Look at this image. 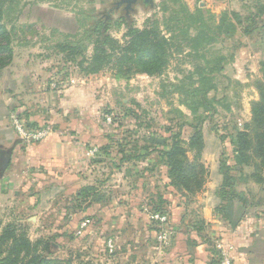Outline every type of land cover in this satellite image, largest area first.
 <instances>
[{"label":"rangeland","instance_id":"obj_1","mask_svg":"<svg viewBox=\"0 0 264 264\" xmlns=\"http://www.w3.org/2000/svg\"><path fill=\"white\" fill-rule=\"evenodd\" d=\"M121 1L14 0L4 6L0 24L10 33L12 58L2 69L9 67L12 75L17 73L31 111L41 120L33 124L48 126L63 144L68 143L69 150L73 146L79 154L73 166L54 174L32 168L28 187L19 189L16 209L0 210V233L4 215L16 238L30 243L26 256L20 251L18 262L24 257L27 264H126L127 247L141 227L145 233L154 231L150 224L157 228L151 215L178 202L186 205L180 196L188 194L181 192L180 177L169 174L165 157L175 141L185 150L176 156L178 169L182 161L203 168L191 179V187H196L199 181L194 178H202L196 194L207 192L209 180L219 179L221 184L223 174L230 177V187L236 191L238 187L248 191L249 183L263 178L264 168L257 159L244 165L236 154L237 132L250 129L251 106L259 95L255 77L245 73L247 82L244 72L230 71L234 57L242 64L250 55L253 38L243 35L241 27L225 37L215 30L214 39H219L212 45L213 54L232 57L209 83L214 88L205 95V104L203 99L197 104L187 96L191 84H201L197 69L209 68L197 58L200 52L188 57L184 47L174 51L160 75L135 73L126 78L108 70L86 75L77 66L81 57L71 62L55 45L81 31V21L88 26L105 20L108 33L121 43L127 28L141 30L154 18L168 35L162 21L181 5L189 13L197 7L208 10L215 24L225 13L256 22L264 0H180V5L169 1L166 11L159 8L161 0L149 5L137 0L129 9ZM211 2L213 8L220 6L219 14L211 12ZM207 59L213 60L211 54ZM208 65L214 68L215 62ZM189 73L193 82L185 79ZM14 108L6 105L1 115L8 116L7 122L10 115H16L26 124V109L17 114ZM197 130L202 148L189 145ZM83 188L89 190L78 196ZM134 212L147 217L136 228L132 227ZM158 235H154L156 240ZM1 248L2 264L8 250L4 244Z\"/></svg>","mask_w":264,"mask_h":264},{"label":"crops","instance_id":"obj_2","mask_svg":"<svg viewBox=\"0 0 264 264\" xmlns=\"http://www.w3.org/2000/svg\"><path fill=\"white\" fill-rule=\"evenodd\" d=\"M208 6H211L212 13L221 12L220 6L213 8L212 2ZM247 36L253 38L249 46L250 55L243 59L242 64L234 57L235 63H231L230 71L233 74L244 72V79L248 82L245 73L250 78L261 79V64L264 62V14L258 19L257 29ZM12 73L9 67L0 69V210L10 207V212L16 209L15 200L19 198L21 186L28 187L32 168L54 174L59 170L69 169L79 159L73 146L69 150L68 143L63 144L53 133L31 145L22 144L16 137L11 129L10 117L7 122L8 116L1 115V110L4 111L6 105L17 107L14 108L17 114L26 109L28 115L24 118L27 123L36 124L41 120L31 111L33 107L29 104V95L22 92L17 73ZM3 158H8L7 166H3ZM262 177L259 182L249 183V192L246 188L238 187L239 198L229 197L222 201L223 211L216 209L221 203L215 192L220 185L219 179L207 182L206 193L181 195L180 198H185L186 205L178 202L166 207L167 211L157 213L167 218L166 225H159L157 221L155 228L150 224L154 231L149 230L147 233L151 234L145 233L140 226L141 233L138 232L137 238L127 247L126 264H218L220 252L227 247L232 249V264H264V175ZM5 217L1 215V230L9 221ZM131 217L133 228L144 223L147 218L145 215L138 216L136 212ZM161 228L170 231L164 243H159L154 238Z\"/></svg>","mask_w":264,"mask_h":264},{"label":"trees","instance_id":"obj_3","mask_svg":"<svg viewBox=\"0 0 264 264\" xmlns=\"http://www.w3.org/2000/svg\"><path fill=\"white\" fill-rule=\"evenodd\" d=\"M13 1L0 0V22L3 17L5 4ZM169 1L181 4L180 0H161L159 8L163 9L162 11H166ZM179 9V11L173 12V16L170 15L162 21V24L165 26V32L168 35L161 32L159 29L160 21L154 18L147 21L145 27L141 30L134 27L127 28L121 43L108 33L109 26L105 20H96L95 23L93 22L88 26H85L86 23L81 21L79 23L83 27L82 30L74 35L64 36L62 42L57 43L55 48L58 52L66 54L67 59L71 62L76 61L75 58L77 56L81 57V60L77 62V66L80 72L86 75H93L108 70L115 76L126 78L135 73L160 75L167 66L169 58L174 54V51H182L184 47L188 49V52H185V55L188 57H197L195 55L200 52L197 58L203 60V63L209 68L197 69L198 81L201 84L199 86L191 84V90L187 92V96L197 104L203 99L205 104L207 101L205 95L214 88L209 83L223 71V62L228 61L232 57L228 58L213 54L212 45L219 39H214L215 30H218L217 35L221 33L225 37L229 36V32L233 34L237 30L236 26H238V28L241 27L243 35H250L257 29L258 20L255 22L254 19L247 20L246 18L242 21L237 13L234 16L225 13L221 15L215 24L213 16L208 15V10L204 11V9L197 7L193 13H189L182 5ZM258 12L260 14L257 18L264 14V7L261 6ZM81 14H85L86 18L91 17V13L89 12H81ZM247 22H250V26L247 24L244 26V23ZM251 26L253 27L251 28ZM9 35L10 33L0 24V69L7 66L12 58ZM176 47L179 49L176 50ZM208 54H211L212 61L207 59ZM214 62V68L208 65V63ZM185 79L193 82L191 73ZM256 82L259 95L258 100L253 102L251 106V126L247 132H237L236 154L242 164L249 165L251 158H255L259 161V166L264 168V62L261 64V79H258ZM26 124L33 127L36 126L33 123ZM189 145L191 147L198 146L202 148L201 136L198 130L190 137ZM184 153L185 150L181 147L180 141H175L168 152H166L165 157L171 167L169 170L171 177H180L179 180L183 187L181 192L192 196L196 194L197 190L195 189L201 187L202 178L201 176L200 178H194L199 181L194 185L196 187H191V179L197 175L198 168H203L199 165L196 167H191L190 164L184 165L182 161L183 167H179L178 169L176 167V156L183 155ZM177 165L179 166L178 163ZM223 166L225 171L229 170L226 165ZM256 166L255 169H259ZM256 179L260 181L259 178ZM231 181L227 174H223L222 183L217 188V195L221 200V203L216 207L218 211L224 210L222 201H226L229 197L239 198V193L230 187ZM87 190L89 188L81 189L78 196H81ZM158 207L162 210L164 209L160 206ZM3 244L7 246L8 254L3 258L2 261L4 263L2 264H27L24 262V257L21 258L20 262H18V259L21 250L25 251L24 256H26L30 243L19 237L16 238L14 228H11L9 223L3 226L0 233L1 255L4 253L1 248ZM36 264L48 263L37 262Z\"/></svg>","mask_w":264,"mask_h":264},{"label":"built area","instance_id":"obj_4","mask_svg":"<svg viewBox=\"0 0 264 264\" xmlns=\"http://www.w3.org/2000/svg\"><path fill=\"white\" fill-rule=\"evenodd\" d=\"M11 129L16 137L24 145L36 144L44 140L50 133L48 126H29L24 121L20 120L16 115L10 116ZM151 219L157 220L159 225H166L167 218L161 214H153L150 216ZM158 242L164 243L167 241L170 231L166 228L159 230ZM231 248H223L220 252L218 264H232Z\"/></svg>","mask_w":264,"mask_h":264},{"label":"water","instance_id":"obj_5","mask_svg":"<svg viewBox=\"0 0 264 264\" xmlns=\"http://www.w3.org/2000/svg\"><path fill=\"white\" fill-rule=\"evenodd\" d=\"M136 1L137 0H123L119 4H122V3L126 4L127 9H129L131 7V5H133ZM141 1L145 5H149L152 3V0H141ZM7 164H8V158H3V166H7Z\"/></svg>","mask_w":264,"mask_h":264}]
</instances>
